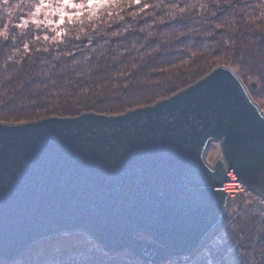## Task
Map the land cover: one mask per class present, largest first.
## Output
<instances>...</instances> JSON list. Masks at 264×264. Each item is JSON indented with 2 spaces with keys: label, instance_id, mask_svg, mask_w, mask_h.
<instances>
[{
  "label": "water",
  "instance_id": "95a60500",
  "mask_svg": "<svg viewBox=\"0 0 264 264\" xmlns=\"http://www.w3.org/2000/svg\"><path fill=\"white\" fill-rule=\"evenodd\" d=\"M229 171L264 199V111L227 66L120 115L0 124V261L76 233L148 264L191 255L227 220Z\"/></svg>",
  "mask_w": 264,
  "mask_h": 264
},
{
  "label": "trees",
  "instance_id": "16d2710c",
  "mask_svg": "<svg viewBox=\"0 0 264 264\" xmlns=\"http://www.w3.org/2000/svg\"><path fill=\"white\" fill-rule=\"evenodd\" d=\"M43 1L0 0V124L120 115L166 100L217 67L236 70L243 83L264 67V0H108L54 28L43 16L28 21ZM238 235L245 254L238 264H264V218L250 211L203 264L221 260ZM0 264L148 263L76 233Z\"/></svg>",
  "mask_w": 264,
  "mask_h": 264
},
{
  "label": "rangeland",
  "instance_id": "374dc122",
  "mask_svg": "<svg viewBox=\"0 0 264 264\" xmlns=\"http://www.w3.org/2000/svg\"><path fill=\"white\" fill-rule=\"evenodd\" d=\"M45 2H46V0H44L42 2L43 8L37 9L36 12L34 13V15L31 18H29L28 21H33L34 23L38 24L39 22H41L40 20H43V19H39L40 16H43V18H45L44 21H45L46 25L52 26L53 28H54V26L57 27L58 24L60 25V23L58 21H60V19H61V16H59L60 17L59 19H54L53 18L54 14L58 13L60 15L63 13L65 17H68L71 19L72 16L77 15V14H81L82 12H84L85 8L90 10V9H94L100 5V4H96L94 6L89 7L87 5V0H74V3L77 5V7H75V8H68V7H65L63 4H61V7L56 8L57 7L56 5L47 4ZM80 5H83V6L81 7ZM42 12L46 16L43 15ZM3 33H5V31H3ZM232 70L237 74L236 70H234V69H232ZM251 74H252V72H251ZM237 75L240 78L239 74H237ZM246 76H248L246 79V82L245 83H243L242 81L241 82L243 83V85L248 90L252 100L258 105V107L260 108L261 111H264V67L258 69V71H256V74H254L253 76L252 75L251 76L246 75ZM251 82H255L257 85V89L254 93H250L249 88H248V85ZM220 157L221 156H220V151H219L218 145L217 144L210 145L208 152H207V156H206V162L209 165H213L215 163V161L220 159ZM253 199H252V197L245 196L244 194H242L238 198L232 200L230 212H231V217L236 220V224H233V226L227 227L229 229L226 230V233L224 234V236L220 242H222L225 239V237L227 236L229 231H235L237 229L238 218L242 214L249 213V211H250V213L253 214V216L256 218V220L258 222L264 218V213L263 214L260 213V215L253 213L254 212V204H258V202H259V201H257L258 199H255V200H253ZM249 208H251V210H249ZM243 237L244 236H242V235H238V239L234 240L231 247L226 252V254L222 257V259L217 260L219 262V264L229 263L227 260H228V257H232L231 255L233 253V250L235 252L233 255L234 257L237 254L242 256V258H240V260L238 259L239 261H236V264H238L244 260L245 254L240 249V242L243 239ZM208 240H209V238H207L205 241H203L201 243V245L191 255H194L198 250H202L203 248H206L208 245L207 243L209 242ZM220 242L215 247H212V248H210V250L207 251L206 258L215 251V249L218 247ZM208 260H210V259L208 258Z\"/></svg>",
  "mask_w": 264,
  "mask_h": 264
},
{
  "label": "built area",
  "instance_id": "2783aa9c",
  "mask_svg": "<svg viewBox=\"0 0 264 264\" xmlns=\"http://www.w3.org/2000/svg\"><path fill=\"white\" fill-rule=\"evenodd\" d=\"M229 183H230V190H234L237 192L236 195L233 196V199L238 198L240 195L244 194L245 196L252 197L253 200L258 199V204H254V212L255 214L264 213V199H260L251 193H249L246 188L236 179L232 173L229 171ZM233 215V214H232ZM234 216V215H233ZM235 217V216H234ZM230 218V219H229ZM233 224H236V220L231 217V212L229 211L227 220L225 224L221 227H219L217 230H215L211 236H209V242L207 243V247L203 248L202 250H198L194 255H188V256H171L167 259V261L164 264H203L206 258L207 251L210 250V248L215 247L223 238L224 234L226 233V230L229 229L227 227L233 226ZM213 236V237H212ZM212 237V238H211ZM211 238V239H210ZM234 250L232 253V257H228L227 264H236V261H239L242 256L237 254L235 257ZM239 257V258H238ZM239 259V260H238ZM205 264H219L217 260L210 259L207 260Z\"/></svg>",
  "mask_w": 264,
  "mask_h": 264
},
{
  "label": "snow or ice",
  "instance_id": "6c2138e0",
  "mask_svg": "<svg viewBox=\"0 0 264 264\" xmlns=\"http://www.w3.org/2000/svg\"><path fill=\"white\" fill-rule=\"evenodd\" d=\"M59 3L63 4L65 7H68V8H75L77 7V5L74 3V0H58ZM108 2V0H87V5L89 7L91 6H94L96 4H102V3H106ZM135 3H138L139 0H134ZM81 7L83 5H80ZM63 18H64V14L62 13L61 15V19L60 21H58L59 23H63Z\"/></svg>",
  "mask_w": 264,
  "mask_h": 264
},
{
  "label": "clouds",
  "instance_id": "9594fccd",
  "mask_svg": "<svg viewBox=\"0 0 264 264\" xmlns=\"http://www.w3.org/2000/svg\"><path fill=\"white\" fill-rule=\"evenodd\" d=\"M15 10H16V5H11L10 8H9V7H6V8L4 9V11H5V12H8L9 15H11L12 13H14Z\"/></svg>",
  "mask_w": 264,
  "mask_h": 264
},
{
  "label": "bare ground",
  "instance_id": "6f19581e",
  "mask_svg": "<svg viewBox=\"0 0 264 264\" xmlns=\"http://www.w3.org/2000/svg\"><path fill=\"white\" fill-rule=\"evenodd\" d=\"M236 194H237L236 191L230 190V200H232L233 199V196L236 195Z\"/></svg>",
  "mask_w": 264,
  "mask_h": 264
}]
</instances>
